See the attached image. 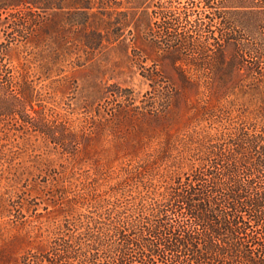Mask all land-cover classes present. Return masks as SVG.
<instances>
[{"label": "trees", "instance_id": "obj_1", "mask_svg": "<svg viewBox=\"0 0 264 264\" xmlns=\"http://www.w3.org/2000/svg\"><path fill=\"white\" fill-rule=\"evenodd\" d=\"M69 1L75 42L59 34L55 12L66 0H0V168L19 181L14 161L33 141L67 161L104 132L119 139L123 159L138 161L118 182L108 178L103 189L94 181L87 192L67 183L65 164L60 179L48 175L47 159L38 169L51 182L37 183V196H50L47 214L37 215L45 218L37 248L20 250L28 235L8 234L25 229L27 199L6 188L0 264H264V0L144 11L151 53L137 49L131 62L149 88L145 100L122 91L109 119L96 115L78 133L41 84L65 72L61 62L78 44H100L86 32L91 0ZM145 117L156 124L150 134ZM87 124L93 133L84 136Z\"/></svg>", "mask_w": 264, "mask_h": 264}, {"label": "rangeland", "instance_id": "obj_2", "mask_svg": "<svg viewBox=\"0 0 264 264\" xmlns=\"http://www.w3.org/2000/svg\"><path fill=\"white\" fill-rule=\"evenodd\" d=\"M91 4L92 9L88 16L90 25L86 28V32L99 35L100 44L95 49L78 44L75 48L76 52L65 57L61 62L65 72L51 79L43 78L41 81L47 99L58 107L66 122L75 125L72 130L76 133L80 132L81 126H85V120L89 122L96 118V115H100L103 118L102 121L109 119L110 113L113 112L112 109L124 100L119 96L122 91L127 90L131 98L136 101L145 100V93L149 91V88L139 76L135 63L131 62V57L134 51H138L137 49L151 53L144 41L150 23L149 19L144 16V11L147 10L150 15L156 11V6H163L167 9L170 7L173 10L174 8L181 9L185 7L186 0H91ZM197 6L200 5L197 4ZM70 7V1L66 0L62 8L55 12L59 34L65 42H73L72 40L75 39L66 30V23H69L66 12ZM149 66H152L151 61L146 63V67ZM157 67L166 74L170 71L167 65ZM89 125L87 124L83 131L84 136L93 133ZM155 126L156 124L150 117H145L141 123L142 132L147 131L148 134L152 132V128H156ZM120 133L124 131L121 130ZM90 141L88 147H86V142L82 141L78 158L67 161L63 160L65 157L61 158L59 151L53 152L54 154H51L49 158L46 157L40 139L33 141L28 153L14 161L15 172L17 175L22 174L21 180L16 181L17 183L14 182V172L8 165L0 168V199L5 192H8L7 189L10 186H12L11 192L17 191L18 195L24 192L19 198L27 199L23 208L26 209V211L23 210L25 229L10 228L11 231L8 233L10 236L17 233L28 235V244L25 242L20 250L26 247L27 249L37 248V231L39 228L43 229L45 224L43 223L45 218L40 221L37 215L47 214L44 211L45 200L48 201L50 196L45 197V192L41 197L37 196L39 194L37 183L44 180V185H47L51 182V179L44 177L45 174L38 171L39 167L44 169L45 164H49L47 159H51V167L46 172L48 175L51 174L52 177L56 176V179H60V175L65 173L67 183H72L74 186L72 188L77 190L79 185L84 184L87 192L94 181H98L103 189L106 187L105 181L108 178L112 177L108 185L118 182L121 178V168L126 167L128 162H130L128 168L135 167L138 161V159L136 161L130 158L123 159V153L119 151V139H115L110 133L104 132L100 136H92ZM126 151L130 152V150ZM22 160L27 169L17 170L16 164ZM40 161H42L41 165H39ZM64 164L66 170L62 173L61 167ZM69 176L71 177L68 179ZM17 223L14 222L16 225Z\"/></svg>", "mask_w": 264, "mask_h": 264}]
</instances>
